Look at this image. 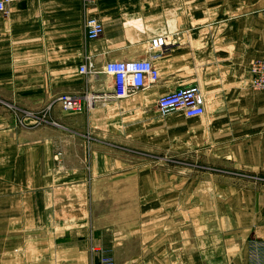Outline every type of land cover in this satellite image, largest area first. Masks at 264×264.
Listing matches in <instances>:
<instances>
[{
  "label": "crops",
  "instance_id": "0c3cea01",
  "mask_svg": "<svg viewBox=\"0 0 264 264\" xmlns=\"http://www.w3.org/2000/svg\"><path fill=\"white\" fill-rule=\"evenodd\" d=\"M9 9L0 13V264H100L96 248L112 249L115 264L264 258V91L249 72L264 59V0H20ZM90 17L104 25L96 40ZM158 38L170 42L155 60L158 82L112 98L105 64L147 58ZM88 59L95 72L82 74ZM194 85L207 96L204 119L160 113L161 95ZM103 93L80 113L58 101ZM42 111L40 124L27 114ZM170 149L197 153L211 170L174 174L154 157Z\"/></svg>",
  "mask_w": 264,
  "mask_h": 264
},
{
  "label": "built area",
  "instance_id": "2783aa9c",
  "mask_svg": "<svg viewBox=\"0 0 264 264\" xmlns=\"http://www.w3.org/2000/svg\"><path fill=\"white\" fill-rule=\"evenodd\" d=\"M20 0H0V13L7 16L10 6ZM96 0H84L86 7ZM87 38L98 39L104 32V25L97 17H90L86 22ZM170 42L166 38H158L149 42L147 58L131 61H109L105 64L103 72L113 78V92L111 97L115 100L127 99L148 86L156 84L160 78L155 60L160 58L168 49ZM82 74L95 72L94 61L88 59L86 64L80 67ZM251 85L254 90L264 91V59L252 61L249 67ZM107 94H62L58 97L61 109L67 113H80L86 108H93L96 100H105ZM206 98L201 88L197 85L180 88L157 99V108L162 115L180 111L187 118H202L206 113ZM35 124L47 121V112H28ZM264 251V243L257 244ZM101 254L100 264H115L112 249L96 248ZM251 264H264V258L260 261L259 254H251Z\"/></svg>",
  "mask_w": 264,
  "mask_h": 264
},
{
  "label": "rangeland",
  "instance_id": "374dc122",
  "mask_svg": "<svg viewBox=\"0 0 264 264\" xmlns=\"http://www.w3.org/2000/svg\"><path fill=\"white\" fill-rule=\"evenodd\" d=\"M202 92L204 93L206 102L208 103L206 93L203 90ZM94 95H98V94H94ZM206 112H207V107H206ZM205 117H206V113H205V116L202 117V119H204ZM161 153L162 152H160L159 150L156 151V153L154 154V157L156 156L158 159H160L161 157L169 159L170 160L168 162V165L170 166L169 169L172 170L174 174H185V175L195 176L199 173H208L211 170V168L201 165L199 158L196 157L199 155L195 152L177 153L174 150L170 149L168 153L167 152L162 153V154ZM137 155H138L137 162L144 163V158L142 161H140V153H138ZM149 161L151 162V159ZM176 161H178L179 163H175Z\"/></svg>",
  "mask_w": 264,
  "mask_h": 264
}]
</instances>
